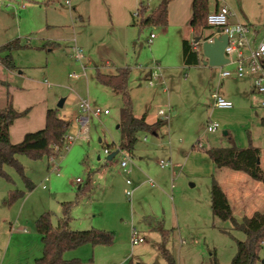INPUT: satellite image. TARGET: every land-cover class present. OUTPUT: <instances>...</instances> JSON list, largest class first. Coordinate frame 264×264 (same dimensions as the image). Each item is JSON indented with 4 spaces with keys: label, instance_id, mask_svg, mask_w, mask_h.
I'll return each instance as SVG.
<instances>
[{
    "label": "rangeland",
    "instance_id": "374dc122",
    "mask_svg": "<svg viewBox=\"0 0 264 264\" xmlns=\"http://www.w3.org/2000/svg\"><path fill=\"white\" fill-rule=\"evenodd\" d=\"M210 1L213 8L215 0ZM219 4L248 18L252 29L264 30V0ZM137 6L138 0H0V46L15 39L22 44L11 53L14 68L0 61V108L7 106L9 94L14 105L32 107V118L43 127L46 109L57 107L61 98L67 102L58 113L69 118L81 114L83 99L110 111L91 115L86 126H79L70 149L61 152L59 175L47 155L33 159L19 154L35 183L29 190L21 175L6 167L10 178L0 176V264H36L44 248L37 218L48 211L57 225L62 203L68 201H73L72 229L114 233L111 245L86 243L65 253V259L78 258L80 264H168L160 249L164 241L176 264H211L214 257L226 264L237 253V240H245L241 230L212 215L210 189L217 168L209 151L251 143L261 150L264 169V107L252 91L253 76L221 77L223 71L236 70L233 62L184 65L181 29L169 22L140 28L133 24ZM75 45L83 49L81 60L75 57ZM125 62L131 70L133 113L146 114L148 121L167 120L158 134L141 132L133 154L116 148L122 96L95 79L97 68L114 73ZM83 66L87 78L69 77L83 72ZM155 70L159 76L150 84L147 75ZM214 93L232 101V109L214 107ZM208 121L217 122L219 130L207 131ZM112 144L118 153L108 160L105 149ZM125 157L127 166L122 167ZM161 160L169 165L161 168ZM12 190L22 194L12 198ZM127 190L133 191L130 197ZM249 201L237 199L240 206L235 204L233 213L238 219L264 211V194L255 190ZM133 229L144 242L132 243ZM31 234L39 236L38 244ZM259 255L257 264H264V242Z\"/></svg>",
    "mask_w": 264,
    "mask_h": 264
},
{
    "label": "trees",
    "instance_id": "16d2710c",
    "mask_svg": "<svg viewBox=\"0 0 264 264\" xmlns=\"http://www.w3.org/2000/svg\"><path fill=\"white\" fill-rule=\"evenodd\" d=\"M170 0H161L153 10L140 1L135 16L141 27L146 25L168 24V7ZM210 0H193L192 17L190 24L194 36L201 35L209 28L207 16L211 11ZM18 39L8 41L0 46V61L3 65L14 68L12 51L21 47ZM201 51L193 46V42L184 39L182 41L183 63L186 66L199 65L201 63ZM130 67H118L116 72L110 73L97 68L95 79L109 87L113 92L120 94L123 99V106L120 110V144L118 149H125L133 154L135 144L141 132L158 134V131L167 123L166 119H158L153 123L147 122L146 114L138 117L133 113V102L129 93ZM0 83H4L0 80ZM8 104L0 108V176L10 178L6 167L17 171L24 179L29 190L35 187V183L26 175L23 164L17 156L27 154L33 159H39L43 155L49 156L54 152V146L62 145L64 137L71 127V121L59 116L58 107L48 108L45 115V127L36 131L27 132L20 142L13 143L10 138V126L15 119L25 116L31 108L18 111L8 94ZM264 123V121H263ZM112 145H107L110 154ZM117 151V150H116ZM209 155L217 168L227 167L236 171H243L254 180L264 182V169L261 167L260 149L251 143L247 147H239L234 143L227 147H214ZM79 185L80 192L83 187ZM22 194L19 190H12L11 197ZM210 201L212 215L215 219L229 221L235 230H241L245 234V240H237V253L230 263L226 264H257L260 260L259 251L264 242V211H255L251 216H244L238 219L232 210L229 199L219 182L213 177L210 189ZM73 201L62 203V216L58 219L57 225L52 222L50 212L42 213L36 220L37 231L41 235L44 248L42 255L36 259V264H79L78 258L65 259L67 251L75 249L80 245L89 243L92 246L111 245L114 242L113 231L92 227L86 230L72 229L70 227V210ZM159 229V228H158ZM165 242V241H164ZM163 244L160 245L162 253L167 258L168 264H176L174 258ZM132 264V263H130ZM211 264L220 263L216 257Z\"/></svg>",
    "mask_w": 264,
    "mask_h": 264
},
{
    "label": "built area",
    "instance_id": "2783aa9c",
    "mask_svg": "<svg viewBox=\"0 0 264 264\" xmlns=\"http://www.w3.org/2000/svg\"><path fill=\"white\" fill-rule=\"evenodd\" d=\"M136 14V13H135ZM231 15L230 8L226 4L219 5L215 10L211 11L207 16L208 27L218 28L217 33H210L208 35H203L199 43L193 41V46L195 49L201 51V44L203 41L213 42L214 38L220 34H226L228 37V42L224 50L225 56L229 59V62H233L236 65V70L223 71L221 72V77H230L236 75L237 77L253 76V89L260 94L261 106L264 107V33L261 38L254 42L251 37L252 28L246 23H230L229 17ZM155 34L152 33L149 42H152ZM73 51L75 57L81 60L84 57L83 49L80 46H74ZM107 65V64H106ZM108 66V65H107ZM160 69V66H156ZM159 76L158 70L151 73L150 84H153V78ZM69 77L73 79L87 78L86 68L83 66V72H72L69 73ZM214 100L213 106L218 108H232L233 103L229 99H226L216 93L212 94ZM79 109L81 111L80 115L75 116L74 122L80 126L84 127L88 124L90 116H101L102 114H109V109H103L98 106L92 105L91 101L88 99L80 100ZM164 111L161 110L160 114ZM164 119V118H163ZM72 124V122H71ZM219 130V124L217 122L208 121L207 131L216 132ZM72 134H66L64 137V142L62 145L54 146V152L48 156L49 163H54V170L59 175L60 174V163L59 160L62 157V151H68L71 144L75 141L76 137L79 135L80 130L73 131ZM109 150L105 149V153L109 154ZM127 157L121 162L122 167L127 166ZM158 164L164 168L169 165L168 162L163 160L159 161ZM80 181V179H78ZM153 183L152 180H150ZM128 185L131 184L130 180H127ZM132 190H127L126 194L130 197L132 195ZM131 240L133 244H138L144 242L145 238L138 232V230L133 229Z\"/></svg>",
    "mask_w": 264,
    "mask_h": 264
},
{
    "label": "crops",
    "instance_id": "0c3cea01",
    "mask_svg": "<svg viewBox=\"0 0 264 264\" xmlns=\"http://www.w3.org/2000/svg\"><path fill=\"white\" fill-rule=\"evenodd\" d=\"M140 1H143L149 7V11H151V10H153L155 8V7L153 8V4L154 3H152V2L155 1V4L158 5L161 0H138V5H139ZM192 4H193V0H170L169 1V7H168V10H169V12H168V22H169V24L168 25L173 24L176 27H179L181 29L182 41L184 39H187V40L193 42L194 38H195L194 33H193V28H192V26L190 24L191 17H192ZM219 5H222V4H219V0H215V4H214L213 8H211V11L215 10ZM137 8H138V6H137ZM230 11H231V9H230ZM229 21H230V23H238L239 22V23L252 24L251 21L248 18L245 19V18H243L241 16L239 17L237 14L233 13L232 11H231V15L229 17ZM83 24L87 25V22L84 21ZM252 30H253V32H252L251 37L254 39V42L257 43V41L261 38L262 34L264 33V30L262 32H260V30H257L256 27L253 28ZM218 31H219L218 28L209 27V28L204 30L203 34L204 35H208V34L214 33V32L217 33ZM201 58H203V55H201ZM182 60H183V56H182ZM106 64L109 66L110 65V61H107ZM126 66H129V65H128V63L125 62V63L119 65L118 67H126ZM105 72H110V71H105ZM110 73H112V72H110ZM151 73L152 72H149V74L147 75L148 79L150 78ZM252 91L257 93L253 89V85H252ZM258 95H260V94L258 93ZM66 102H67V99L65 98L64 105L66 104ZM13 105H14V102H13ZM260 106H261V104H260ZM14 107L18 111L25 110L26 108H31L32 109V107L24 108V107L18 106L16 104L14 105ZM261 107H263V106H261ZM47 109H46V111H47ZM221 109H232V108H221ZM46 111H45V115H46ZM106 115H108V114H106ZM59 116L64 118V119H66V120H70L72 122L71 127H70V129L72 131L79 130L78 129L79 126L74 122V118H75V116H77L76 113H73L72 118L66 117V113L59 114ZM146 119H147V117H146ZM158 119H161V118L158 117L156 120H158ZM156 120H154V121H148L147 120V122L153 123ZM263 121H264V119H263ZM44 127H45V125H44ZM44 127H43L42 121L41 120H36L35 121L32 118V112L29 111L25 116H22V117H19V118L15 119V121L11 124V126H10V138H11V141L13 143L20 142L27 132L36 131V130L42 129ZM226 135H228V132L226 133ZM100 141H101V139H100ZM261 158L262 157H261V150H260L259 162H260V165L262 167V159ZM244 174H246V173L243 172V171H236V170H232V169L227 168V167L217 168V177L215 179L219 182V184L221 185L222 189L226 193V195H227V197L229 199L230 205L232 207L233 212H235L234 208H235L236 205L240 206V205H238V202H237L238 198H240L243 202L244 201L248 202L250 199L255 197V190L259 194H264V182L263 181H259V180H254V179H252L250 176H248L246 174L250 178V179H248V178H246V176H244ZM241 178H243V180H245V181H241L242 180ZM237 181H239V182H237ZM255 181L259 182V183H255ZM79 182H81V181H79ZM38 239H39L38 235L34 236V234H31V240L32 241L37 242V241H39ZM41 241H42V238L40 240V243L42 244L43 241L42 242ZM37 244H38V242H37ZM36 258H38V257H36Z\"/></svg>",
    "mask_w": 264,
    "mask_h": 264
},
{
    "label": "water",
    "instance_id": "95a60500",
    "mask_svg": "<svg viewBox=\"0 0 264 264\" xmlns=\"http://www.w3.org/2000/svg\"><path fill=\"white\" fill-rule=\"evenodd\" d=\"M203 33L199 36L194 38L195 43H199L203 37ZM228 42V37L226 34H220L219 36L215 37L213 42L203 41L201 44V53L203 58L201 62L204 65L210 66H220L224 65L225 63L229 62V59L225 56L224 50ZM65 98H61L57 104L58 108L64 106ZM227 132L224 131V134ZM118 153L117 151L112 152L108 155L107 159L111 160L113 157Z\"/></svg>",
    "mask_w": 264,
    "mask_h": 264
}]
</instances>
